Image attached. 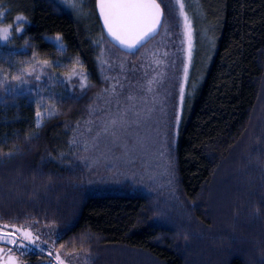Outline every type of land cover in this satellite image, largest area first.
<instances>
[{
  "label": "trees",
  "instance_id": "trees-1",
  "mask_svg": "<svg viewBox=\"0 0 264 264\" xmlns=\"http://www.w3.org/2000/svg\"><path fill=\"white\" fill-rule=\"evenodd\" d=\"M96 1L0 0V29L12 25L0 41V225L38 221L32 228L50 239L45 248L79 264H264V0H197L199 8L183 0L196 43L190 67L179 6L173 15L162 0L163 28L175 34L153 43L172 40L179 53L161 57L153 113L140 109L145 61L136 59L145 48L122 52L135 59L112 69L108 50H121ZM17 16L26 18L21 32ZM130 84L129 98L122 90ZM40 108L54 114L37 127ZM145 145L156 157L165 152L176 207L129 176L147 180L152 164L120 163ZM236 163L239 174L218 178ZM220 181L235 188L231 196L223 198ZM29 258L36 264L48 254L29 250Z\"/></svg>",
  "mask_w": 264,
  "mask_h": 264
},
{
  "label": "rangeland",
  "instance_id": "rangeland-1",
  "mask_svg": "<svg viewBox=\"0 0 264 264\" xmlns=\"http://www.w3.org/2000/svg\"><path fill=\"white\" fill-rule=\"evenodd\" d=\"M170 1H171L170 3L168 2L167 11L171 12L174 15V13H175L174 5H176L175 0H170ZM187 2L190 4L189 7L199 8L197 0H188ZM185 5L186 4L184 3V12L187 13L188 24H190V31H189V28L186 26L184 16L182 15L183 17L181 20V25H180V30H179L181 40H179V42H180V46L183 49V56L185 59L183 62V65L185 67H187V64H188L190 67L191 56L193 55V52L195 51L196 43H195L194 31H193L192 26H191V21H192L191 14ZM163 26H164V24H163ZM168 28H169V31H168ZM163 32H165L166 35L171 34V36H174L175 27H173V25H172V27L168 26L167 28L162 27V30L159 34H162ZM169 32H171V33H169ZM166 35H164V36H166ZM166 38H165V40H166ZM157 44H154L153 40H151L144 47H142V48H145V49H143V51L145 53L142 54L141 56H139L138 59H136L139 61H142V60L145 61L144 65L142 64V66H140V70L138 71L139 74H141L140 77L142 78L144 86H145L143 88V92H142L143 98H142L141 104H140L141 105L140 109L142 112H152L153 113L155 111L157 105H158L159 87H158V84L154 78H156L158 75H160L163 72L162 64L164 65L165 62L163 61L162 58H164V59L168 58L172 62V58H171L169 53L171 51L172 52L174 51V53L175 52L179 53L176 50L177 45L174 42H172V40L168 39L167 45H165V46H164V42H163V45L159 44V46H155ZM109 49L112 50V51L108 50L110 54H107V60L109 62V65H112L113 66L112 69L119 71V73L123 70H126L127 68L125 66L126 65L130 66V64H132L130 62L135 59V57H131V56L128 57L127 55L123 54L126 52H124L122 50L120 52V51L113 49L111 47ZM166 50H169V52H167ZM174 53H172V57H173ZM144 55H145V57L143 58ZM153 55H155V56H153ZM141 58H143V59H141ZM137 64H139V63H137ZM173 64H174V69H175L173 71L176 74L178 71L177 67L180 64V57L177 58L175 61H173ZM59 73L60 74L63 73V75H65V73L62 71V69L59 70ZM66 73H69V71ZM69 74L74 75V76L82 75L78 69H74V70H72V72L70 71ZM138 89H140V88H138ZM134 91H135V87L132 84H130L129 87H126L122 90V94L124 96L130 98L134 94ZM174 92H176V91H174ZM175 99H177V95H176ZM39 112L42 114V123H43L44 119L47 117V115H49L50 109L49 108H40ZM120 118H121V116L118 119H120ZM37 121H38V117H37ZM136 123L137 122H134V121L132 123V129L134 131H137L139 128V127L137 128ZM160 137H161V139H164L162 136H160ZM154 139L155 138H152V142L149 140L148 145H150V143L155 144L157 139H155V140ZM161 143H163V142L161 141ZM148 145L147 146L145 145L141 148L136 149L135 152L133 151L134 153L132 155L124 156L121 154L122 159L120 161V163H124L123 166L125 167V169H128L129 164H134V167L138 163H140L144 166H146L145 164H152V166L149 165L146 168L148 170V172L146 173L147 180L142 178L141 172H136V171H130L131 172V173L129 172L130 174L129 173H122L120 171V173H121L120 177L123 178L129 174V176L132 177L133 179L139 180V181L133 182L135 184H139L140 182H142L145 187H148V183H149L150 186L152 187L151 191L154 194L161 197L163 200H165L170 205L176 207L179 204L180 199H179V195L177 194V189L175 188V182L173 180L172 170H171V167L169 165L170 162H169L167 156L165 155V152H164V154L160 153V157H158V156L156 157L155 153L151 152L150 150L146 151ZM122 151L126 152L124 149H122ZM237 155L238 156L240 155L242 157L243 152L241 151ZM238 156H237V159H238ZM114 159L116 162H119V160H118L119 154H116V158H114ZM138 159H140V160L137 161ZM233 166H237V167H234V168L231 167V169H229V172H227L228 171L227 168L223 169L224 173L218 174L217 175L218 178L222 177V179H223V176L228 177L230 175V173L233 171L235 172V175L239 174L238 164L236 163ZM231 170H233V171H231ZM144 180L147 181V183ZM216 180H217V178H216ZM218 187L221 191L224 192L223 198L225 196L226 197H228L229 195L231 196V194H233L232 191L235 190V188L232 186L229 189V186L227 185V183L225 184L221 181H220V185ZM152 202H154V201L152 200ZM180 204H181V202H180ZM155 206L154 207L157 209L158 208L157 205H155ZM181 207H182V205H181ZM175 212H177V211H175ZM32 231H33L34 235L39 234L33 228H32ZM39 236H40V239L37 241V244H39L42 247H47L50 239L45 244L44 243L45 241L42 240V237L40 234H39ZM49 238H51V237H49ZM49 248H50V250L54 251V249H52L50 246H49ZM61 258L64 259L65 264H79V263H76L75 261L68 260L67 258H65L63 256V254H61Z\"/></svg>",
  "mask_w": 264,
  "mask_h": 264
},
{
  "label": "snow or ice",
  "instance_id": "snow-or-ice-1",
  "mask_svg": "<svg viewBox=\"0 0 264 264\" xmlns=\"http://www.w3.org/2000/svg\"><path fill=\"white\" fill-rule=\"evenodd\" d=\"M181 14L184 16L185 24L189 28L187 13L184 12L183 0H176ZM75 5H73L74 7ZM167 7V5H165ZM100 15L103 17V24L109 36L117 41L121 46L135 54L139 48L144 47L159 34L162 27V18L164 9L162 8V0H99ZM2 15V14H0ZM16 31L21 32L20 22H26L23 16H17ZM12 25L0 29V41H7L11 33ZM59 40V37H57ZM135 50V51H133ZM44 65H49L47 60L41 62ZM34 71V70H33ZM32 75V72H28ZM15 80H20L21 77H13ZM39 80L40 76L37 75ZM83 79H86L84 77ZM7 80V76H5ZM85 83H81V87H86ZM183 101V93L181 94ZM54 113H49V117ZM38 117L37 127L42 123V114L36 113ZM38 221L33 224L38 226ZM33 224H17L11 225L5 223L0 225V264H22L18 257L14 254L15 251H20L24 255L29 250L38 249L41 253L47 251V254L53 257L55 264H65L61 258V253L46 249L37 244L40 239L39 234L34 235L32 231ZM10 228V230H8ZM24 241H27L25 244ZM45 244L47 241L44 242ZM63 247V245H61ZM66 257L78 258L74 254L64 253Z\"/></svg>",
  "mask_w": 264,
  "mask_h": 264
},
{
  "label": "water",
  "instance_id": "water-1",
  "mask_svg": "<svg viewBox=\"0 0 264 264\" xmlns=\"http://www.w3.org/2000/svg\"><path fill=\"white\" fill-rule=\"evenodd\" d=\"M96 6H97L98 17H99V19H100V22H101L102 28H103V30H104V32H105L107 38L110 40V42H111L112 44H114L117 48H119L120 50H122V51H124V52H126V53H129V54H133V53L130 52L128 49H126L125 47L121 46L117 41L113 40V38H112L111 36L108 35L107 30H106V28L104 27V24H103V17L100 15L99 0L96 1ZM162 8L164 9V6H163V5H162ZM164 20H165V9H164V16H163V18H162V27H163V24H164ZM162 27H161V29L159 30V33L161 32ZM141 48H142V47H141ZM141 48H139V50H140ZM139 50H138V51H139ZM133 51H135V50H133ZM138 51H135V53H137ZM22 264H30V263H23V262H22ZM36 264H55V262H51V263H50V262H39V263H36Z\"/></svg>",
  "mask_w": 264,
  "mask_h": 264
},
{
  "label": "flooded vegetation",
  "instance_id": "flooded-vegetation-1",
  "mask_svg": "<svg viewBox=\"0 0 264 264\" xmlns=\"http://www.w3.org/2000/svg\"><path fill=\"white\" fill-rule=\"evenodd\" d=\"M24 243L26 244L27 241H24ZM14 254H15V256H17L18 259H20L21 261H25V262H30V263H32V261H31L30 258H29L28 260H23V259H24V255H21V252H20V251H15V249H14ZM45 254H46V253H45ZM47 260H48L49 262L54 261L53 257H51V256H49V255H48V258L45 259L44 261H47Z\"/></svg>",
  "mask_w": 264,
  "mask_h": 264
}]
</instances>
